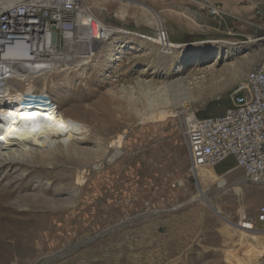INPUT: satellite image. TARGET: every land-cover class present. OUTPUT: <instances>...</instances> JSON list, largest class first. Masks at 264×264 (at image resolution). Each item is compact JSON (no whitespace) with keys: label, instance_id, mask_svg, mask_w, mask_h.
<instances>
[{"label":"rangeland","instance_id":"1","mask_svg":"<svg viewBox=\"0 0 264 264\" xmlns=\"http://www.w3.org/2000/svg\"><path fill=\"white\" fill-rule=\"evenodd\" d=\"M83 3L119 31L90 62L31 81L88 125L69 133L75 151L0 163V264H264V223L242 227L264 185L232 158L196 171L182 132L187 114H223L264 62V0ZM158 22L177 46L151 40ZM10 78L14 103L29 81Z\"/></svg>","mask_w":264,"mask_h":264},{"label":"built area","instance_id":"2","mask_svg":"<svg viewBox=\"0 0 264 264\" xmlns=\"http://www.w3.org/2000/svg\"><path fill=\"white\" fill-rule=\"evenodd\" d=\"M117 31L83 0H20L0 9V76L32 81L88 63ZM48 101L23 100L33 106ZM182 132L196 171L232 158L248 181L264 185V62L244 75L223 114L190 113ZM256 223H264V205L242 224L253 229Z\"/></svg>","mask_w":264,"mask_h":264},{"label":"bare ground","instance_id":"3","mask_svg":"<svg viewBox=\"0 0 264 264\" xmlns=\"http://www.w3.org/2000/svg\"><path fill=\"white\" fill-rule=\"evenodd\" d=\"M18 1L20 0H0V9ZM158 27L159 34L156 37H151V40L168 50L177 46L168 39L166 32L161 27V22H158ZM80 65L83 64L76 62L70 68L75 69ZM10 77L8 75L0 76V163L10 165L21 163L26 158L37 154L41 149L62 148L67 152L75 151V147L72 145L73 139L69 137V133L72 131L80 134L79 131L88 124L73 117L61 115L53 106L50 107L49 101L47 105L43 103L35 104L36 106L25 104L24 99L32 100L37 97L31 81L28 82V90L22 95L16 96L12 103L13 98L8 86ZM10 104L16 107L13 111L5 106ZM162 118L163 116L153 114L144 120ZM120 145L119 142H115L112 147L118 148ZM115 155L111 156L110 162L115 160ZM242 227L247 228L243 225Z\"/></svg>","mask_w":264,"mask_h":264}]
</instances>
